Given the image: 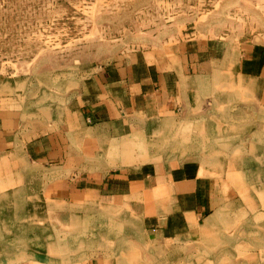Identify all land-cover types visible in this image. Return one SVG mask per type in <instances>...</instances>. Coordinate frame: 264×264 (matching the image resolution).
Returning a JSON list of instances; mask_svg holds the SVG:
<instances>
[{"label":"crops","instance_id":"obj_1","mask_svg":"<svg viewBox=\"0 0 264 264\" xmlns=\"http://www.w3.org/2000/svg\"><path fill=\"white\" fill-rule=\"evenodd\" d=\"M60 81L0 93V193L56 184L66 235L82 234L60 237L59 264H264V42L192 37ZM212 117L233 135L218 160L125 145L166 119L205 132ZM167 125L173 149L192 141Z\"/></svg>","mask_w":264,"mask_h":264},{"label":"rangeland","instance_id":"obj_2","mask_svg":"<svg viewBox=\"0 0 264 264\" xmlns=\"http://www.w3.org/2000/svg\"><path fill=\"white\" fill-rule=\"evenodd\" d=\"M192 37L264 42V0H0V93L8 85L29 98L59 80L74 86L121 57ZM164 121L192 141L173 149L165 143L171 136ZM225 121L212 117L199 132L202 119H166L157 133L128 138L125 145L138 151L162 142L157 152L151 149L153 161L192 154L218 160L219 148L233 136L219 133ZM29 187L0 193V264H59L60 237L78 239L66 235L70 215L64 210L71 205L55 196L56 184L46 197L37 183ZM86 222L89 231L90 218Z\"/></svg>","mask_w":264,"mask_h":264},{"label":"bare ground","instance_id":"obj_3","mask_svg":"<svg viewBox=\"0 0 264 264\" xmlns=\"http://www.w3.org/2000/svg\"><path fill=\"white\" fill-rule=\"evenodd\" d=\"M171 129V128H170ZM189 139V138H188ZM183 142V141H182ZM190 143V142H189Z\"/></svg>","mask_w":264,"mask_h":264}]
</instances>
